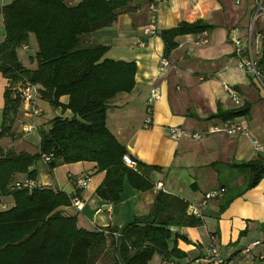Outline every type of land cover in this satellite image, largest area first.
<instances>
[{"label":"trees","instance_id":"16d2710c","mask_svg":"<svg viewBox=\"0 0 264 264\" xmlns=\"http://www.w3.org/2000/svg\"><path fill=\"white\" fill-rule=\"evenodd\" d=\"M139 1L132 6L135 0H82L76 5L66 0H14L2 8L0 73L8 85L0 141L15 142L23 135L15 127L23 108L17 89L20 85L36 86L38 107L39 102H46L61 114L47 127H38L37 153L5 150L0 145V264H98L109 251L113 264H149L155 255L176 264L174 258L186 257L178 249V242L190 243L180 229L204 225L203 219L188 213L185 200L160 191L150 212L122 229L87 231L78 226L77 216L65 211L71 206V196L65 192L42 186L32 191L13 189L17 181H36L38 172L31 168L44 156L50 157L46 163L50 173L61 165L94 163L98 172L105 173L96 195L106 202H119L126 183L140 192L154 188L149 173L159 168L130 155L107 127L110 101L133 92L137 65L107 58L109 48L92 40L93 33L111 27L121 13L139 10ZM149 1L154 4V0ZM211 30L212 25L199 20L161 31L163 58L170 60L178 37ZM32 36L36 53L26 65L18 51L29 49ZM65 97L67 103L62 102ZM251 108L252 104L246 102L240 108L219 111L208 120L246 118ZM68 111L72 116H65ZM126 154L137 161L136 170L123 162ZM227 167L240 171L246 181L242 193L221 188V212L264 180V155ZM17 175L26 178L19 180ZM6 198L13 203L6 204ZM105 231L118 232L120 237L116 239Z\"/></svg>","mask_w":264,"mask_h":264},{"label":"crops","instance_id":"0c3cea01","mask_svg":"<svg viewBox=\"0 0 264 264\" xmlns=\"http://www.w3.org/2000/svg\"><path fill=\"white\" fill-rule=\"evenodd\" d=\"M8 1L0 0V42L3 39L4 24L2 8ZM82 0H66L76 5ZM135 0L132 6L139 5ZM224 0H141L139 10L123 12L108 28L92 35V40L109 48L106 57L116 61L135 62L137 65L136 86L130 94H120L110 101L107 112V127L113 136L124 145L130 155L142 163L158 167L149 176L154 188L140 192L127 183L119 202L111 203L96 195L97 188L105 179V173L98 172L90 162L66 164L51 173L47 165L37 162L31 170H36V181L69 196L76 192L73 181L89 176L88 185L80 189L85 209L77 213L65 208L69 215L77 216L78 226L87 231L101 229H122L136 217L147 215L160 191L185 200L189 208L198 206L209 192L232 189L234 194L242 193L245 175L227 165L255 160L252 138L264 142V118L252 114L253 103L249 92L255 82L235 70L236 61L229 38L230 29L248 25L256 6V0H243L239 5L230 0V11ZM154 8V11L152 10ZM156 16L158 33L146 37L144 29ZM202 20L213 26V30L202 35H186L177 38L178 47L170 57L171 68L159 70L163 58L164 43L160 32L175 28L181 22L194 23ZM8 83L0 73V127L4 107V93ZM236 89L246 102L252 104L246 120L251 130V138L229 137L213 134L197 140L194 133H205L209 127L220 124L219 120H208L219 111L236 108L224 86ZM153 87L161 90V98L154 106L153 127L144 128L146 102ZM247 91V92H246ZM68 98L62 102L67 103ZM253 102H258L257 100ZM41 104V103H40ZM26 108V107H25ZM41 109V108H40ZM42 111V116L47 110ZM65 116L72 114L68 111ZM52 119V118H51ZM37 123L47 127L51 120ZM31 122L26 113L20 114L16 129L24 133L23 127ZM183 128L189 135L181 140H173L170 130ZM36 133V140L31 133ZM34 136V137H35ZM4 141V140H1ZM0 145L7 149L35 154L39 150L38 129L15 141L5 140ZM11 143V144H8ZM46 171V172H45ZM45 173H47L45 175ZM17 179H25L17 175ZM159 185H162L160 188ZM221 192H224L222 190ZM6 198V204H12ZM221 197L210 200L202 210L204 225L182 228L180 233L187 236L190 243L178 242V249L185 258H174L176 264H209V248L218 247L229 264H264V245L252 246L261 241L264 233V180L254 189L246 191L224 211L220 208ZM248 253L245 250L250 248ZM208 257V258H207ZM164 264L160 255H155L149 264Z\"/></svg>","mask_w":264,"mask_h":264},{"label":"built area","instance_id":"2783aa9c","mask_svg":"<svg viewBox=\"0 0 264 264\" xmlns=\"http://www.w3.org/2000/svg\"><path fill=\"white\" fill-rule=\"evenodd\" d=\"M242 0H235V3L239 5ZM154 11V8H152ZM264 0H256V6L250 21L247 26L241 28L235 26L230 29L229 38L233 46V55L236 61L235 70L248 76L250 79L258 82L264 89ZM156 16L153 15L150 23L144 29V35L146 37L156 36L158 28L156 24ZM24 49H27L25 47ZM170 61L166 58H162L159 65L161 72L171 68ZM229 98L236 108L243 106V98L241 94L229 85L224 86ZM23 99V105L28 109V116L31 122L23 127L24 133H30L33 130H37L38 126L36 120L42 116V112L38 107L39 89L31 84L20 85L18 88ZM161 98V90L158 87H153L150 91L149 97L146 102V118L144 121V128L151 129L153 127L154 106ZM170 137L173 140H181L183 137L189 135L183 128L175 127L169 132ZM213 134H225L229 137H247L251 138V130L246 118L241 117L229 122H221L220 124L212 125L205 133H194L192 138L200 140L204 136ZM252 145L254 152L257 155H264V142L252 138ZM50 157L44 156L43 161L47 163ZM123 162L131 169H137V161L134 160L129 154L124 155ZM89 182V176L76 178L73 181L76 192L71 195V206L69 208L75 210L77 213H81L85 209L84 200L78 194V190L84 189ZM45 187L34 180L17 181L13 185V189L22 190L26 189L32 191L37 187ZM162 188V185H159ZM222 196L221 191L209 192L205 195L204 199L198 206L189 208V214L202 218V210L207 206L210 200L220 198ZM5 209V205L2 207ZM107 235H112L118 239L120 233H110L105 231ZM264 245V234L261 241L254 243L252 246ZM251 247L245 250V253L250 252ZM164 264H174L164 262ZM209 264H228L223 258L220 250L216 245L212 246L209 250Z\"/></svg>","mask_w":264,"mask_h":264},{"label":"rangeland","instance_id":"374dc122","mask_svg":"<svg viewBox=\"0 0 264 264\" xmlns=\"http://www.w3.org/2000/svg\"><path fill=\"white\" fill-rule=\"evenodd\" d=\"M224 1H226L225 2V4L228 6V8L230 9V11L235 7V6H233V7H231V2H230V0H224ZM12 1H8V3L10 4ZM243 5L245 6L244 8H248V6H247V0H243ZM237 7V6H236ZM235 7V9L234 10H237V8ZM263 21H264V17H263V19H262ZM0 35H2V32H0ZM32 43L30 44V46L28 47L29 49H24V48H21V49H19V51H18V55H19V57H20V59L26 64V65H30L31 63H30V61H29V58L30 57H32V56H34L35 55V53H36V42H35V37L34 36H32V41H31ZM254 81V80H253ZM255 82V84L256 85H254V86H252V88H253V91H251V92H249V94H250V96H249V98L251 99V100H257V95H258V102H253L252 101V103H253V108H252V114L254 115V116H256V117H258V120H260V119H263L264 118V89L262 88V86L258 83V82H256V81H254ZM247 92V91H246ZM39 108H41V109H45V110H47L46 111V113L44 114V116H41L40 118H38L36 121H37V123L38 124H40V122H43V121H48V119L50 118H53V117H55L56 115H60L61 114V112H57L56 110H54L48 103H46V102H42L41 104H40V102H39ZM23 108H22V112H21V114H26L27 112H28V109L27 108H25V106L23 105L22 106ZM28 114V113H27ZM28 122H30V120L29 121H27L26 123H28ZM24 134V133H23ZM30 135H32V137L31 138H33V140L32 141H35L36 140V133L34 132L33 134L31 133ZM23 136V135H22ZM35 136V137H34ZM4 142H5V140L4 141H1V143L2 144H4ZM8 144H11V143H9L8 142ZM40 162V161H39ZM43 164H45V165H47L43 160L41 161ZM46 172V171H45ZM47 173H45V175H46ZM109 253L110 254H106L102 259H101V261L100 262H98V264H113V255H112V252L111 251H109ZM112 256V257H111ZM153 260V259H152ZM153 264V263H152Z\"/></svg>","mask_w":264,"mask_h":264}]
</instances>
